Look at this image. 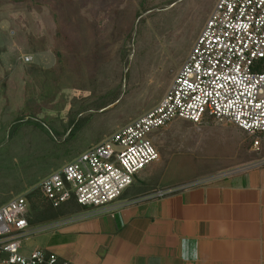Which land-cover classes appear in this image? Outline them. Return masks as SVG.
Segmentation results:
<instances>
[{"label":"rangeland","instance_id":"rangeland-1","mask_svg":"<svg viewBox=\"0 0 264 264\" xmlns=\"http://www.w3.org/2000/svg\"><path fill=\"white\" fill-rule=\"evenodd\" d=\"M217 1L0 0V207L28 194L32 228L76 207H50L41 182L160 103ZM149 139L160 160L138 177L161 189L264 155V134L210 118Z\"/></svg>","mask_w":264,"mask_h":264},{"label":"built area","instance_id":"built-area-1","mask_svg":"<svg viewBox=\"0 0 264 264\" xmlns=\"http://www.w3.org/2000/svg\"><path fill=\"white\" fill-rule=\"evenodd\" d=\"M263 61L264 0H218L160 103L45 178L42 200L53 209L71 202L110 207L160 160L150 134L175 121L202 125L210 118L264 134ZM29 209L28 194L0 207V264H71L42 248L26 254V242L46 229L31 227Z\"/></svg>","mask_w":264,"mask_h":264},{"label":"crops","instance_id":"crops-1","mask_svg":"<svg viewBox=\"0 0 264 264\" xmlns=\"http://www.w3.org/2000/svg\"><path fill=\"white\" fill-rule=\"evenodd\" d=\"M139 179L104 210L67 206L30 250L71 264H264V155L167 189Z\"/></svg>","mask_w":264,"mask_h":264},{"label":"trees","instance_id":"trees-1","mask_svg":"<svg viewBox=\"0 0 264 264\" xmlns=\"http://www.w3.org/2000/svg\"><path fill=\"white\" fill-rule=\"evenodd\" d=\"M262 64H264V61L262 62ZM80 207V206H79Z\"/></svg>","mask_w":264,"mask_h":264}]
</instances>
